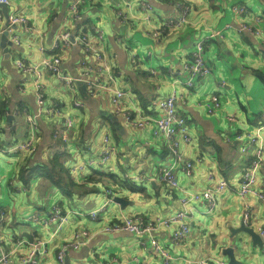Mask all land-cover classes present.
I'll use <instances>...</instances> for the list:
<instances>
[{
    "label": "crops",
    "instance_id": "obj_1",
    "mask_svg": "<svg viewBox=\"0 0 264 264\" xmlns=\"http://www.w3.org/2000/svg\"><path fill=\"white\" fill-rule=\"evenodd\" d=\"M142 1L152 8L149 21L143 18L147 11L140 8ZM70 2L10 0L7 4L8 19L23 16L26 24L8 22L11 45L6 52L0 45V106L4 108V113L0 112V238L4 249L12 251V259L17 260L30 251L33 243L45 241L36 254L38 263L55 264L57 251L72 241L80 228L88 231V237L77 248H66V263L161 264L149 249V240L155 238L174 257L170 264H197L207 258L228 261L222 253L228 246L234 248L240 264H264L261 247L253 246L247 233L239 231L231 236L230 231L240 225L246 208L248 225L257 231L264 229V163L253 186L262 197H241L240 178L252 147L242 154L239 147L248 148V139L236 138L264 123L263 34L256 36L238 29V23L244 21L264 31V22L256 24L253 16L264 14V0H84L78 18L70 16ZM177 3L189 6L185 22L163 29V20L178 14ZM237 4L244 5L246 12L234 14L231 7ZM0 14L1 33L6 24L1 7ZM77 24L84 33H75ZM153 28L161 30L157 38L149 34ZM214 30H223V36L205 42L204 58L211 74L189 88L175 83L171 71L179 70L190 59L196 40ZM65 31L71 35L70 44L53 50L56 37ZM82 34L109 65L113 81L95 70L99 62L85 50L79 40ZM13 35L19 38L18 43L12 40ZM53 55L61 59V72L75 81L71 87L42 68L39 81L44 104L39 108L32 74L17 69L15 61L38 64L43 57ZM84 69L89 70L87 78L91 81L98 79L105 87L113 85L125 92L119 107L112 103L108 89L98 88L93 94L88 91L86 82L78 79ZM172 91L191 139L183 142L177 135L180 161L163 138L153 134V126L134 127L124 121L126 113L136 119L155 117L159 112L157 101ZM213 94L219 97L221 106L209 114L204 103ZM51 106L59 114L45 111ZM37 111L35 150L8 155L7 147L29 136L26 116H34ZM228 114L235 115L234 122L227 121ZM67 118L72 121L70 128H65ZM58 129H63L60 132L67 141L62 140ZM105 135L116 150L114 156L105 164L71 173V167L88 157L97 160ZM54 155L62 160L74 183L69 197L44 177ZM187 162L191 165L189 174L185 171ZM169 166L174 168L178 187H170L159 178V170ZM219 179H224L227 186L217 194L214 207L208 210L205 204L194 202L187 218V236L173 243L171 232L176 224L156 222L181 207L178 199L183 190L200 192ZM107 189L128 204L107 203ZM55 203L69 212L67 222L59 229L55 230L54 224L44 227L28 220L35 213L47 216ZM103 203L98 219H90L88 211ZM125 216L152 222L155 229L143 235L104 229L121 223ZM18 240L24 242L16 246Z\"/></svg>",
    "mask_w": 264,
    "mask_h": 264
},
{
    "label": "built area",
    "instance_id": "obj_2",
    "mask_svg": "<svg viewBox=\"0 0 264 264\" xmlns=\"http://www.w3.org/2000/svg\"><path fill=\"white\" fill-rule=\"evenodd\" d=\"M10 0H0V3L8 4ZM70 4L68 6V11L71 17L78 18L79 17V7L83 3L84 0H70ZM178 7V14L175 16L166 17L162 22V28L168 27H178L186 20V15L189 12V6L186 4L177 3ZM140 8L144 11H147V16L143 15V18L147 21L150 20L152 14L151 6L147 3L142 1L140 3ZM231 10L234 14L240 15L246 12V7L242 4H237L231 7ZM254 21L256 24L263 23L264 14H254ZM0 14V19H1ZM263 17V18H262ZM11 24H26V19L23 16H12L9 19ZM226 27H229L226 25ZM239 30H245L251 34L256 36H262L260 38L261 44L264 48V31L260 28L253 27L249 25L247 22H239L238 23ZM7 32L11 31V29L6 30ZM8 32V33H9ZM161 33V30L153 28L150 31V35L153 38H157ZM223 30H214L211 31L207 37L201 38L195 41L193 50L191 53L190 59L185 62L179 70H172L171 74L175 75L174 82L177 84H182L184 87L189 88L191 87L195 81L198 79L207 77L211 74V67L205 61L204 52H205V42L209 39H214L216 37H222ZM12 40L15 43L19 42V38L16 35H13ZM79 40L84 45L85 50H88L89 53H92L99 62L96 66L95 70L97 73H100L101 76H105L109 80L113 81V76L109 73V65L105 63L103 56L96 52V50L90 44V41L87 40L86 34H82L79 37ZM71 41V35L68 31L60 33L55 41L52 44V49L55 50L62 46H68ZM55 57H43L42 60L38 64H30L26 65L22 60H16L15 66L17 69L21 70L24 73L32 74L33 76V83H34V90L37 97V103L40 106L44 104L43 100V92H42V84H40L39 78L41 77L42 68L50 71L57 78L73 87V83L75 78L63 74L61 72L60 64L61 59L57 55H53ZM205 59V60H204ZM89 73L88 69H84L82 73V77L78 78L81 81H85L88 87V91L93 94L97 91L98 88H106L111 92V101L115 105V107H119V99L125 95V92L119 88H115L113 85L110 87H105L103 83H101L98 79L95 81H91L87 78ZM176 100L177 95L175 91H172L169 95L159 99L157 101V107L159 109L158 115L155 117H150L148 119L144 118H133L131 114L126 113L124 115V121L134 127H145V126H153V134L156 137H162L165 143H167L168 147L170 148L171 152L175 155L176 159L180 161L182 159L181 154L179 152V143L180 140L183 142H189L190 136L188 134V127L186 123V119L181 116L176 109ZM76 105H79L80 102L76 101ZM204 106L209 114L214 113L220 106L221 101L219 97L215 94L210 95L209 98L205 101ZM41 110V109H40ZM48 114L55 115L59 114V110L55 107H48L45 110ZM40 114V111H37L34 116L27 115L26 121L29 124L30 134L26 140L15 143L10 147H7L5 151L8 155H14L19 153L31 152L35 150V138H36V127L35 119L37 115ZM227 121L232 123L235 121L234 114H228L226 116ZM264 121V120H263ZM72 126V121L70 118L65 120V128H70ZM63 129H58L61 131ZM244 132V131H242ZM264 123L256 127L252 132H246L242 134H237L236 138L241 139L243 136H246L248 139V148L246 146L240 145L239 150L242 154H247L248 149L251 146V154L248 162L245 164L243 169L240 183H239V190L238 193L241 197H245L248 194H257L259 197H262L260 193L254 190L253 186L255 184L257 178V172L261 164L264 163ZM177 135L180 137L178 139ZM59 136L62 138L63 141H67V136L64 133L59 132ZM2 151L0 147V152ZM116 150L113 144L110 142L108 135L103 137V149L102 152L97 157V160L93 159L92 157H88L85 161L80 162L78 165L71 167V173L85 169V167H91L94 164L100 163L105 164L107 163L115 154ZM190 163L187 162L185 164V171L189 174ZM159 178L161 181L165 182L170 187H178V180L176 173L174 171L173 166L169 167H162L159 170ZM209 178H212V175H209ZM16 179V178H15ZM17 180V179H16ZM227 186V183L224 179H219L216 183L208 186L206 189L200 192H186L183 190L184 194L178 199L181 207L175 212L174 215L170 216L169 218L161 219L156 222L157 224H162L168 226L170 223H175L176 227L171 232V241L173 243H179L182 241L189 232V225H188V215L194 209V202H201L205 204L208 210H211L215 205L216 196L218 193L223 191ZM107 194L111 195V190H107ZM111 197L107 198V203L111 201ZM105 203H103L98 209H93L88 211V216L90 219L97 220L99 214L104 208ZM3 211V210H1ZM77 214H83L79 211H76ZM3 218L0 215V219ZM68 214L63 213L61 207L55 203L52 207L51 212L47 216H39V214L35 213L28 217V220L31 222L43 226H49L54 224L55 230L59 229L63 223L67 222ZM245 223L248 222V209L246 208L243 219ZM106 231H117V230H125L127 232L136 234V235H143L149 234L155 229V225L152 222H144L143 219L137 216H130V217H123L122 222L119 224H111L104 228ZM259 234L263 238V230H259ZM88 237V231L86 229L78 228L74 235L72 241L65 243L56 253V261L55 264H65V250L68 247L77 248L80 244L84 243V241ZM24 241L18 240L16 242V246L20 245ZM42 243L45 244V241L38 240L37 243L32 244V248L23 256L19 257L17 260H13L11 253L12 251L5 250L2 246V239L0 238V264H39L36 258L37 252L42 248ZM149 249L150 252L159 257L161 260V264H170L173 260V256L170 252L163 248L162 245L155 239L151 238L149 240ZM141 244L144 245V241H141ZM263 254H264V247H263ZM189 263V261H188ZM197 264H229L228 261L225 259L219 258H207L201 259L197 261Z\"/></svg>",
    "mask_w": 264,
    "mask_h": 264
},
{
    "label": "water",
    "instance_id": "obj_3",
    "mask_svg": "<svg viewBox=\"0 0 264 264\" xmlns=\"http://www.w3.org/2000/svg\"><path fill=\"white\" fill-rule=\"evenodd\" d=\"M0 7L2 9V12H3L5 18H6V24L4 25V27H2V32L0 33V45L3 47V51L6 52L7 51V45H9V44L11 45V41L8 40V38H7V31H6V27H7V24L9 22L8 11H7L8 7L6 4H3V3H0ZM222 82H221V85L223 84ZM82 86L85 87V84H82ZM108 197L112 198L111 201H109V202L115 201L116 203L120 204L121 206H125L126 204H128L127 200H125L124 198H122L120 196H116L115 194H111V195L108 194L107 198ZM59 206L61 207L63 213L69 214V212L67 210H65L62 205H59ZM103 210H104V208H103ZM100 214H99V216H100ZM68 217H69V215H68ZM41 226H43V225H41ZM44 227H47V226H44ZM230 231H231V236H233L235 233H237L239 231H243V232L247 233L250 236L252 245L261 247L262 255H263L264 229H263V238H262L261 235L259 234V231L254 229L252 226H249L248 223H245L242 220L238 227L231 228ZM222 253H223V255L227 256L229 264H240V262L235 257L234 248L232 246L225 247L222 250ZM65 264H69V263L65 262Z\"/></svg>",
    "mask_w": 264,
    "mask_h": 264
},
{
    "label": "trees",
    "instance_id": "obj_4",
    "mask_svg": "<svg viewBox=\"0 0 264 264\" xmlns=\"http://www.w3.org/2000/svg\"><path fill=\"white\" fill-rule=\"evenodd\" d=\"M85 22V21H84ZM81 27V24H77L75 26V33L81 34L85 31H79ZM82 30H85L82 29ZM264 82V81H263ZM0 112L4 113L3 105L0 106ZM43 169V168H42ZM44 172V170H42ZM69 171L64 168L62 164V160L59 159V156L54 155L52 159L50 160V165L47 166L44 177L49 178V180L62 192L63 195L66 197H69L72 193V187H73V181L70 177ZM39 173V172H38ZM37 174H34V176Z\"/></svg>",
    "mask_w": 264,
    "mask_h": 264
},
{
    "label": "bare ground",
    "instance_id": "obj_5",
    "mask_svg": "<svg viewBox=\"0 0 264 264\" xmlns=\"http://www.w3.org/2000/svg\"><path fill=\"white\" fill-rule=\"evenodd\" d=\"M204 46H205V44H204ZM205 49V48H204ZM52 57H55V56H51V58ZM205 60V59H204ZM206 61V60H205ZM184 64V63H183ZM27 122V121H26ZM35 127H36V124L34 125ZM60 132V131H59ZM166 145H168L167 143H166ZM107 190H109V189H107ZM0 215H2L3 216V212L0 210ZM90 217V216H89Z\"/></svg>",
    "mask_w": 264,
    "mask_h": 264
}]
</instances>
